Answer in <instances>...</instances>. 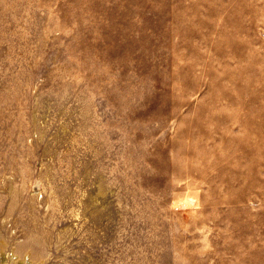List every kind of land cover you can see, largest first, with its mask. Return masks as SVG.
<instances>
[{"label":"rangeland","instance_id":"rangeland-1","mask_svg":"<svg viewBox=\"0 0 264 264\" xmlns=\"http://www.w3.org/2000/svg\"><path fill=\"white\" fill-rule=\"evenodd\" d=\"M0 264H264V0H0Z\"/></svg>","mask_w":264,"mask_h":264}]
</instances>
